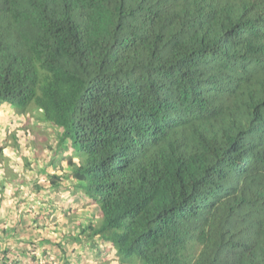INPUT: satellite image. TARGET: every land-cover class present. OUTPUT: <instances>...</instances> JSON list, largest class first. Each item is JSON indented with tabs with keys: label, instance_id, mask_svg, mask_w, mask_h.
Segmentation results:
<instances>
[{
	"label": "trees",
	"instance_id": "16d2710c",
	"mask_svg": "<svg viewBox=\"0 0 264 264\" xmlns=\"http://www.w3.org/2000/svg\"><path fill=\"white\" fill-rule=\"evenodd\" d=\"M1 103L37 109L64 167L49 189L95 207L69 244L106 242L115 264H264V0H0ZM2 152L0 193L18 177ZM55 197L34 198L38 228L58 224ZM66 234L23 239L28 263L55 264L52 242L72 264Z\"/></svg>",
	"mask_w": 264,
	"mask_h": 264
},
{
	"label": "crops",
	"instance_id": "0c3cea01",
	"mask_svg": "<svg viewBox=\"0 0 264 264\" xmlns=\"http://www.w3.org/2000/svg\"><path fill=\"white\" fill-rule=\"evenodd\" d=\"M24 123L25 119L16 115L9 104H1L0 144H3V153L8 155L9 166L13 168V171H17L18 177L5 181L6 188L0 193V229H5L13 225L16 227V232L13 237L8 238L2 235L3 237L0 240V264H10V261L15 257L20 260L17 264H29L30 249L32 248L30 245L31 243L26 240H36L39 242L42 236L55 239L62 233H72L77 230L80 225H84L88 222L91 216L89 214L95 209L94 205L90 204L88 199L80 193H70L65 186L67 185V180L65 179L60 181L61 185L56 191H52L51 188V190L49 189L48 182L50 175L58 171L60 172L61 170L59 169L57 171L55 168H52V166L47 163L48 159L46 156L41 154L43 148L40 144L45 143V139L40 131H32L35 146L37 147L35 158L31 156V153L25 152L22 148L17 150L10 144L11 141L14 140L13 137H11L13 133L16 136L15 138L22 135L24 130L22 125ZM22 151H24L26 155H22ZM22 159L29 160L31 162L30 169L34 171L24 173L25 170L23 168ZM39 159H42V161L46 163L44 168L35 167ZM62 162L64 163L63 160H61V163ZM46 166H49V172L52 171V173L45 174ZM20 189H22L21 192L18 191ZM23 196L24 200L22 202L19 201L18 199ZM37 196H42L44 198L46 196H56L53 200L60 206H63V209L56 214L58 224L54 226V230H52L51 227L49 229H40L33 221L34 214L42 208L37 205L34 199ZM20 209H22V211H19ZM69 209L70 211H68ZM38 223L41 225L43 221H38ZM60 240L61 244L67 250L65 252V258L68 261H71L72 264H83L84 261L88 262L89 251L92 252V250L86 242H82L81 245L69 244L67 234L64 235V239ZM94 242L99 246L102 241L95 239ZM103 243L107 245L106 242ZM5 244H7V246ZM42 245L48 249L52 258L56 259V261H54L55 264H64L63 258H59L61 251L58 247L54 246L52 242H43ZM3 246L9 249L7 258H5L4 253H2L4 249ZM83 253L86 255L84 256Z\"/></svg>",
	"mask_w": 264,
	"mask_h": 264
},
{
	"label": "rangeland",
	"instance_id": "374dc122",
	"mask_svg": "<svg viewBox=\"0 0 264 264\" xmlns=\"http://www.w3.org/2000/svg\"><path fill=\"white\" fill-rule=\"evenodd\" d=\"M1 104H3V103H1ZM1 104H0V106H1ZM10 106L16 115L21 116L25 119V123L22 125V128L24 130L22 132V135H20L19 137L16 138L17 143L20 145L19 146L20 148H22L25 152L31 153V156L33 158H35L36 157L35 152L37 150V147L35 146L34 136L32 134V131L38 130L42 133L45 141H47L49 139L52 141L53 140V134L51 131V127L47 122H44V121L39 119V113H38L36 108L29 109L27 113L22 114V113H18L16 111V109L14 108V106H12V105H10ZM37 133H39V132H37ZM40 145L43 148V152L41 154L46 156L45 147H43L42 143ZM0 146H3V144L2 145L0 144ZM3 149H4V147H3ZM15 149L19 150V148H16V147H15ZM24 151H22V155H26ZM3 157H4L3 162L5 164H7L6 168H11L13 170V168L9 166L8 155H5L3 153ZM57 159L59 161L62 160L61 156H58ZM45 165H46V163H44L42 161V159H39V161L35 167L44 168ZM3 168H4V166H2V164H0V174L3 173ZM55 169L57 171L59 169L61 170L60 172L59 171L57 172L61 176V173L64 170V167L63 166L55 167ZM24 170H25L24 173L34 171V170L30 169V167L25 168ZM8 172H10V170H8ZM48 173H52V171L49 172V166H46L45 174H48ZM1 180L2 179H0V181ZM97 247H98V251L94 252L92 250L93 253L89 251V257L87 259L88 262L84 261L83 264H115V263H117V260L113 259L115 256V252H114L113 248L110 247V245L108 243L106 245L103 242H101V244ZM83 255L85 256L86 254L83 253Z\"/></svg>",
	"mask_w": 264,
	"mask_h": 264
}]
</instances>
